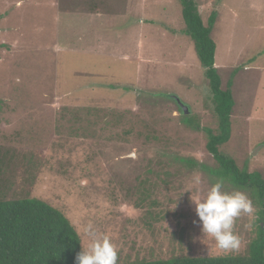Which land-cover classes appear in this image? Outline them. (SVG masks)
<instances>
[{
	"label": "rangeland",
	"instance_id": "1",
	"mask_svg": "<svg viewBox=\"0 0 264 264\" xmlns=\"http://www.w3.org/2000/svg\"><path fill=\"white\" fill-rule=\"evenodd\" d=\"M197 3L205 25L217 12L215 66L223 88L233 82L220 150L264 179V0ZM183 28L179 0H0V194L60 208L85 247L86 225L108 233L117 264L248 250L264 199L216 173L206 128L218 119ZM219 179L254 207L237 219L231 252L202 242L191 201Z\"/></svg>",
	"mask_w": 264,
	"mask_h": 264
},
{
	"label": "trees",
	"instance_id": "2",
	"mask_svg": "<svg viewBox=\"0 0 264 264\" xmlns=\"http://www.w3.org/2000/svg\"><path fill=\"white\" fill-rule=\"evenodd\" d=\"M184 28L182 32L194 42L211 91L214 112L218 119L217 131L206 128V147L219 164L216 173L239 185L258 188L264 199V179L258 172L249 173L236 160L221 152L220 146L232 136V111L235 99L232 80L226 88L215 66L217 44L212 37L217 12L213 11L205 25L197 0H179ZM185 122L199 128L183 113ZM151 171V169H150ZM264 201V200H263ZM258 222V237L251 241L244 253L197 256L174 255L170 258L136 259L121 264H264V220ZM82 250V238L65 212L48 201L31 196L10 199L0 194V264H75Z\"/></svg>",
	"mask_w": 264,
	"mask_h": 264
},
{
	"label": "clouds",
	"instance_id": "3",
	"mask_svg": "<svg viewBox=\"0 0 264 264\" xmlns=\"http://www.w3.org/2000/svg\"><path fill=\"white\" fill-rule=\"evenodd\" d=\"M191 201L195 204L199 218L202 242L205 238H211L217 250H238L240 238L235 232L236 221L242 214H247L250 219L254 214L253 203L247 194L240 190H225L224 181L219 179L204 195L197 199L191 198ZM248 227H251V223ZM80 233L78 228L77 234ZM83 234L88 237V243L86 247L82 244V250L76 254L75 264H117L118 249L108 233L88 224L83 228Z\"/></svg>",
	"mask_w": 264,
	"mask_h": 264
},
{
	"label": "water",
	"instance_id": "4",
	"mask_svg": "<svg viewBox=\"0 0 264 264\" xmlns=\"http://www.w3.org/2000/svg\"><path fill=\"white\" fill-rule=\"evenodd\" d=\"M179 104H180L181 110H183L186 113L187 112V106L183 103H179Z\"/></svg>",
	"mask_w": 264,
	"mask_h": 264
}]
</instances>
